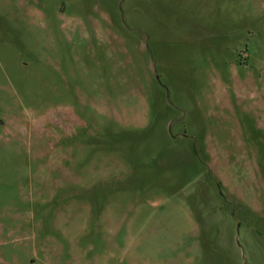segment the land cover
Segmentation results:
<instances>
[{
  "label": "rangeland",
  "instance_id": "obj_1",
  "mask_svg": "<svg viewBox=\"0 0 264 264\" xmlns=\"http://www.w3.org/2000/svg\"><path fill=\"white\" fill-rule=\"evenodd\" d=\"M0 264H264V0H0Z\"/></svg>",
  "mask_w": 264,
  "mask_h": 264
}]
</instances>
